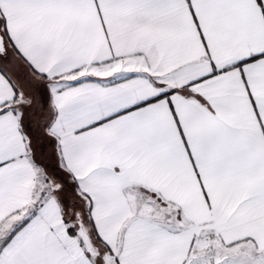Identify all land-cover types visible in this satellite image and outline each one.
I'll return each instance as SVG.
<instances>
[{"label": "snow or ice", "instance_id": "6c2138e0", "mask_svg": "<svg viewBox=\"0 0 264 264\" xmlns=\"http://www.w3.org/2000/svg\"><path fill=\"white\" fill-rule=\"evenodd\" d=\"M0 264H264V0H0Z\"/></svg>", "mask_w": 264, "mask_h": 264}]
</instances>
